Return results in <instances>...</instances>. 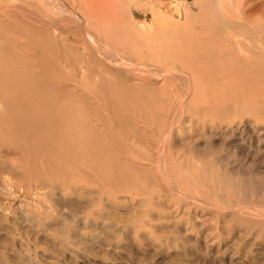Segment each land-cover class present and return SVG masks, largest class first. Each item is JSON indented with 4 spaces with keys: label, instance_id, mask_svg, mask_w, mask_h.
Instances as JSON below:
<instances>
[{
    "label": "rangeland",
    "instance_id": "374dc122",
    "mask_svg": "<svg viewBox=\"0 0 264 264\" xmlns=\"http://www.w3.org/2000/svg\"><path fill=\"white\" fill-rule=\"evenodd\" d=\"M62 1L0 0V264H264V0Z\"/></svg>",
    "mask_w": 264,
    "mask_h": 264
},
{
    "label": "bare ground",
    "instance_id": "6f19581e",
    "mask_svg": "<svg viewBox=\"0 0 264 264\" xmlns=\"http://www.w3.org/2000/svg\"><path fill=\"white\" fill-rule=\"evenodd\" d=\"M20 1H22V0H20ZM24 1H25V0H23V2H24ZM52 1H53V5H54V7H56L59 11H61V12H65V11H66L65 5H64V3H63L62 0H52ZM74 1H75V0H74ZM74 1H73V3H75ZM77 1H78V0H77ZM79 1H80V2H79L80 6H82V5L84 4L85 11L87 10V11H88V14H89V11H93V12H94L95 10L98 11L99 8H101L102 6H104V8H103V9H105V10H104V15H105V14L107 15L108 12H107V13L105 12V11H107V9H106L105 7H107V8L109 9V6H110V5H109L108 3L111 4V2H110L111 0H79ZM100 1L102 2L103 5L101 4ZM112 1L114 2V0H112ZM119 1L121 2L122 0H119ZM223 1H224V0H223ZM228 1L230 2V0H228ZM228 1H227V2H228ZM99 2H100V3H99ZM113 2H112V3H113ZM115 2H116V0H115ZM131 2H132V1H131ZM249 2H250V1H249ZM12 3H14V2H12ZM116 3H117V2H116ZM118 3H119V2H118ZM260 3H262V2H260ZM17 4H18V3H17ZM17 4H16V5H17ZM24 4H25V3H24ZM27 4L29 5V3H27ZM31 4H32V3H31ZM31 4H30V5H31ZM75 4H78V3H75ZM75 4H73V6H74ZM107 4H108V5H107ZM5 5H6V3H5ZM19 5H20V3H19ZM19 5H18V7L15 6V5H13L12 10H14V11H16V12H18V11H19V12H22V14L25 13L24 9H23V10H20V8H19L20 6H19ZM32 5H33V4H32ZM119 5H120V4H118V5L116 4V5H115V6H117V9H116L115 6H113V7H115L116 10L112 7V8L115 10V12H114L113 9H110V10H111V12H110V16L112 15V10H113L114 14L116 13V11L118 10V7H120ZM225 5H226V4H225ZM225 5H224V6H225ZM228 5H229V4H228ZM22 6L24 7V5H22ZM22 6H21V7H22ZM80 6H79V7H80ZM227 7H229V6H227ZM1 8H2V9H5L6 7L3 6V7H1ZM8 8H9V7H8ZM8 8H7V9H8ZM74 8H76V7L74 6ZM25 9H26V8H25ZM103 9H102V12H103ZM0 10H1V9H0ZM5 10H6V9H5ZM5 10H4V11H5ZM10 10H11V9H10ZM12 10H11L10 12H13ZM26 10H27V9H26ZM28 10H29V9H28ZM110 10H108V11H110ZM254 10H255V9H254ZM254 10H253V11H254ZM1 11H2V10H1ZM1 11H0V12H1ZM35 11L37 12L38 10H35ZM100 11H101V10H100ZM251 11H252V10H251ZM2 12H3V11H2ZM26 12H27V11H26ZM30 12H32V11H30ZM83 12H84V11H82V13H83ZM98 12H99V11H98ZM102 12L100 13V15H101L100 18L102 17ZM229 12H230V11H229ZM6 13L8 14L9 11L6 10ZM13 13H14V12H13ZM9 14H10L9 16H11V13H9ZM14 14L16 15V18H17V14H19V13H14ZM25 14H29V13L27 12V13H25ZM98 14H99V13H98ZM98 14H97V15H98ZM12 15H13V14H12ZM15 15H14V16H15ZM29 15L31 16V14H29ZM32 15H33V12H32ZM86 15H87V14H86ZM89 15H90V14H89ZM91 15H92V14H91ZM94 15H95V16H97V15H96V14H93V15H92V18L95 19V16H94ZM14 16H12V17H14ZM22 16H23V15H22ZM34 16H35V15H34ZM36 16H37V15H36ZM72 16H73V15H72ZM93 16H94V17H93ZM112 16H113V15H112ZM32 17H33V16H32ZM86 17H88V16H86ZM20 18H21V17H20ZM35 18H37V17H35ZM75 18H77V17H75ZM89 18L91 19V21H89V22H92V20H94V19H92L90 16H89ZM89 18H88V19H89ZM97 18H99V16H98ZM162 18H163V17H162ZM37 19H38V18H37ZM39 19H40V18H39ZM88 19H87V21H88ZM101 19H102V18H101ZM98 20H100V19H98ZM31 21H33V19H31ZM41 21H42V20H41ZM95 21H97V19H96ZM156 21H157V20H156ZM164 21H165V20H164ZM35 22H38V21H35ZM44 22H45V21H44ZM101 22H103V20H102ZM31 23H32V22H31ZM33 23H34V22H33ZM33 23H32V24H33ZM93 23H94V22H92V24H93ZM163 23H164V22H163ZM36 24H37V23H36ZM40 24L43 25L44 23H43V24H42V23H39L38 25H40ZM48 24H49V23H48ZM83 24H84V23H83ZM86 24H87V23H86ZM92 24H91V25H92ZM95 24H96V23H95ZM161 24H162V23H161ZM56 25H57V24H56ZM89 25H90V24H89ZM93 25H94V24H93ZM156 25H158V24H156ZM162 25H163V24H162ZM52 26H53V24H52ZM105 26H106V25H105ZM158 26H159V25H158ZM163 26H164V25H163ZM46 27H47V26H46ZM92 27H93V26H92ZM108 27H109V26H108ZM59 28H60V27H59ZM86 28H88V27L86 26ZM89 28H90V26H89ZM94 29H95V28H94ZM103 49H104V48H103ZM63 55H64V54H63ZM51 86H52V85H51ZM61 90H62V89H61ZM63 90H64V89H63ZM244 129H245V128H244ZM209 133H210V131H209ZM261 139H263V138H261ZM41 157H42V156H41ZM162 172H163V171H162ZM164 173H165V172H164ZM166 173H167V172H166ZM161 176H162V175H161ZM227 183H228V182H227ZM44 185H45V184H44ZM238 188H239V187H238ZM62 191H63V190H62ZM234 195H235V194H234ZM236 197H237V196H236ZM196 201H197V200H196ZM225 208H226V207H225ZM227 208H228V207H227ZM248 209H249V208H248ZM254 209H255V208H254ZM256 209H257L256 211H258V213H259V216H262V218H264V208H263V209H258V207H257ZM250 210H251V209H250ZM252 210H253V209H252ZM254 212H255V211H254ZM256 213H257V212H256ZM258 213H257V214H258ZM257 214H256V215H257ZM256 215H255V216H256ZM259 216H258V217H259ZM262 218H261V219H262ZM259 219H260V218H259ZM259 232H260V231H259ZM205 236H206V235H205ZM251 245H253V244H251ZM251 245H250V246H251ZM249 249H250V248H249ZM246 251H247V250H246ZM245 256H246V255H245ZM254 259H255V258H254ZM256 259H257V258H256ZM229 262H231V261H229Z\"/></svg>",
    "mask_w": 264,
    "mask_h": 264
}]
</instances>
